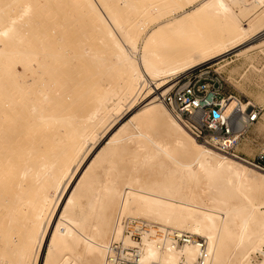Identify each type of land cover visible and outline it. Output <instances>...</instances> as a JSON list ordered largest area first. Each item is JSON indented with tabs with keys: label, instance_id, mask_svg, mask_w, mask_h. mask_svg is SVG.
Returning a JSON list of instances; mask_svg holds the SVG:
<instances>
[{
	"label": "rangeland",
	"instance_id": "374dc122",
	"mask_svg": "<svg viewBox=\"0 0 264 264\" xmlns=\"http://www.w3.org/2000/svg\"><path fill=\"white\" fill-rule=\"evenodd\" d=\"M96 1L99 2V0ZM28 2L34 9L29 14L24 15L22 13L23 6ZM79 2L78 0H0V81L3 80V73L6 71L3 67L6 68L11 64L16 68H21L15 56L19 49L31 48L39 44L47 52L46 49L53 50L55 47V35L62 34L63 38L68 36L66 40H68L69 45H66L60 58L53 61L52 64L56 68L70 67L74 77L70 74L72 79L69 78L67 81L72 82L60 87L64 90H61V93L66 91V94H62L60 100H55V107L51 106L49 114L54 113L53 120L51 117L49 125H37L34 134L30 137L34 144L33 156L30 155L31 159L34 157L33 161H36L40 154L46 152L53 160L60 158L62 156L61 150L63 147H69L68 142H70L71 134H76L77 127L86 122L89 114L101 107V102L109 104L107 98L115 96L121 91L120 76L123 72L122 67H110L116 58L114 51L112 52L114 48L109 45L108 41V44L104 43L106 38L102 37V32L95 30L96 27L92 28L94 27L92 23L95 25V22L91 21L93 19L89 15L90 13H87V16L84 15L88 9L83 8L82 2ZM249 2L247 1V3ZM100 3L98 4L99 7H101ZM104 3L108 7L111 5V9L114 7L120 9L123 5L119 14L115 9L113 11L115 10L117 16L123 18L124 23L129 28L131 26L132 31L135 33H142L146 26L148 29L149 25V28L154 27L153 23L156 20L149 17V14L152 12L150 15H154V13L161 12L157 4L161 3L163 5L162 0H104L103 6ZM154 6L155 8H153ZM165 7L167 8V5ZM165 7L164 9H166ZM191 8L193 7L187 4L186 9ZM150 9L151 11L148 14ZM155 9H158L157 12H154ZM154 17L156 16L154 15ZM240 19L245 23L249 21V17H240ZM9 25H13L12 29L5 36L2 31ZM223 28L224 24L221 21L212 20L198 24V27L194 30L196 32L193 31L191 35L181 33L180 35L174 34L171 36L168 31L170 35L168 33L162 35L163 38L160 37L161 40L156 45V49H159L160 54H166L169 49L177 51L178 47L181 51L191 46L189 43L202 40L200 36L202 33L212 36H225L221 32ZM116 32L117 36L123 40V34L120 35L121 32L119 31V33L118 30ZM95 33L100 34L97 36ZM261 34L257 35L256 39L252 38L249 40L250 42L247 41L248 43L246 42L242 46L243 48L234 49L233 52L230 51L194 68L205 67L211 70L212 73H220L226 81L225 94H232L240 98L243 104L249 102L263 108L259 121L248 129L239 144L233 149L236 156L221 152L213 146L201 144V142L197 143L226 156L235 158L238 156L240 158L237 159L238 161L253 169V174L257 175L258 178L251 175H233L235 184H238L236 185V193L245 197H250L252 194H264V184H262V178L264 177V44H261L264 43V33ZM224 39L228 40L230 36ZM102 41L110 48H105ZM79 42L84 50H82L83 47H80ZM143 44V39L139 38L137 40L138 51L133 52V57L139 59ZM182 46L183 48H181ZM9 53L12 54L10 58L6 56V54L10 56ZM72 72L70 71V73ZM186 73L182 72L168 77L167 80L173 79V81L163 90L166 88L167 91L171 90ZM153 91L154 86L143 87L142 92L133 102H131V98L117 102L119 104L122 102L117 110L114 109L117 105L110 106L108 111L106 109L95 123L89 125L87 135L83 138L84 140H82L79 150L74 154V158L68 156V158L65 156L63 158L62 156L61 161L57 162L58 169L69 164L68 173L65 174V177H59L57 189L50 185L53 183L52 181L46 180V183L45 179H42L46 183V187L51 186H48L50 190L47 189V194L53 195L54 193V196L50 206L43 214V222L40 226L42 232L47 223L52 226V229L50 227L51 231L56 225H59V230L57 233L55 232L54 239H56V243L52 248H50V234L47 235L49 239L47 238L46 244L40 251L38 264L47 263L48 253L51 254V257L47 264H63L66 260L72 262L71 264H98L100 238L105 232L108 245L115 224L118 223L119 219L122 221L125 216L146 219L155 226L151 227L150 230H155L159 226L161 228L180 229L186 231V233L194 234L188 229L175 227L162 220L135 213L138 202L144 200L146 196L143 190L150 178H175L180 182L181 188L187 182L185 178L186 171H191L194 173V180L190 187L185 189L188 193L189 208L197 216L215 215L220 212L219 205H222L225 199L224 195L219 194L220 189L209 182L211 176L207 168L209 164L204 163L201 166L198 163L196 160L197 150L194 145L182 140L172 141L164 133L168 126L166 118H173L195 141L193 136L169 108L159 100L160 98L158 99V94L155 95L156 102L152 105L163 104L169 112L168 115H159L156 118H149L144 115L150 107L149 105L144 107L150 101L147 96ZM130 108H132L131 111H128ZM137 111L140 112L135 115ZM115 117L117 118L115 119ZM132 119L133 122H130ZM96 122H99V124ZM91 126L94 128H91ZM146 132H148V135ZM59 137H64V139L61 141ZM67 139L68 141H66ZM149 140L153 142L161 141L167 152H163L162 147L151 143ZM23 141L21 151L28 154L29 141L25 137ZM52 141L58 145H54ZM88 149L91 151H88ZM68 152H70L69 149ZM185 153H188L189 156L186 157ZM72 158L73 160H71ZM181 162L190 165L185 167L181 165ZM57 168L54 169V177L60 174ZM197 184H201L203 190H201L200 197L194 199L193 193ZM128 197H131L134 202L130 207L125 206ZM69 198L72 199L71 202ZM7 199L9 203L0 209V223L3 222L6 226V228H0V251L5 252L4 255H0V264H32L30 255H24L23 250H21V244L18 243L16 247L12 248L18 241L15 231L18 230L20 225L16 226L15 222L9 224V211L12 208L8 205L14 199L12 193H8ZM37 210L40 211L39 208ZM194 235L206 239L209 244L210 240L205 234ZM37 247V245L33 247L34 251L37 250ZM180 247H183V245ZM262 249L264 250V245ZM233 253L234 250L228 253L226 259L229 260ZM248 253L244 259H249L251 264H258L263 261L260 252L250 250ZM241 264L243 263L241 262Z\"/></svg>",
	"mask_w": 264,
	"mask_h": 264
},
{
	"label": "bare ground",
	"instance_id": "6f19581e",
	"mask_svg": "<svg viewBox=\"0 0 264 264\" xmlns=\"http://www.w3.org/2000/svg\"><path fill=\"white\" fill-rule=\"evenodd\" d=\"M101 1L81 0L82 3H79H81L83 8L88 9L84 15L87 16V13H90L89 15L93 19L91 20L90 18V20L95 22L96 26L92 23L94 26L92 28L96 27L95 30L102 32V37L104 36L106 38L104 40L106 42L102 41V43L108 44L109 42V45L114 48V50L112 48L111 50L112 52L114 51L113 53L116 58L110 67H122L123 72L120 76L121 91L119 94L107 98L109 104L101 102V107L98 110L91 111L92 113L88 115V118L86 115V122L84 121L85 123L77 127L75 135L71 134L70 142H68L69 145L67 143L69 147H63L61 150L63 158L64 156H68L69 158L75 156L74 154L79 150L80 144L84 140L83 138L87 135V129L90 128L89 125L95 123L106 109L108 111L110 106L117 105L114 108L117 110L118 106L122 103L119 104L117 102L124 101L127 98H131V102H133L140 95L143 87L154 86V91L147 96L150 98V101L144 107L148 105L150 107L144 115H147L149 118L168 115L169 112L163 104L158 103L152 105V103L156 102L155 95L158 94L159 96L161 93L167 91V88L164 90L163 88L167 87L173 81V79L167 80L168 77L182 72L186 73L234 49L243 48L242 46L247 41L250 42L249 40L252 38L254 39L257 35L264 33V0H169V2L168 0H162L163 5L161 3L159 4L162 7L157 4L159 9H161L160 14L157 12L158 9L154 10V12H157L154 13L156 17L153 14V16L150 15L152 13H150L151 9L148 12V14L150 13L149 17H153L156 20L153 23L154 27L149 28V25L147 29L146 26L142 33L133 32L131 26L129 28L124 23L123 18L117 16L115 10L119 14L123 5H121L120 9L117 8L119 11L112 6L115 9L113 11L110 8L111 5L108 7L104 3L103 6L102 3L104 0ZM247 1L250 2L247 3ZM99 3L101 7H99ZM187 4L193 8L186 9ZM32 9L34 8L28 2V4L26 3L23 6L22 13L24 15L29 14L30 11H33ZM240 17H249V21L247 23L242 22ZM212 20H219L224 24L221 32L225 36H212L202 33L200 34L202 40L189 43L191 46L188 48L184 46L186 48L184 50L180 51L179 47L177 51L166 48L171 51L168 50V52L165 51L166 54H160L158 52L159 49H156V45L161 40L160 37L168 33V31L171 36L174 34L180 35L181 33L191 35L198 27V24ZM12 26L9 25V27L2 31L5 36L8 35ZM116 30L121 32L120 35L123 34L124 39H122L124 41L117 36ZM95 34L98 36L100 33ZM227 36H230V39H224ZM66 38L68 39V36H64L63 38L62 34L55 35L54 49H46L50 52L44 51L45 49H42L39 44L31 48L19 49L15 56L21 68H16L11 64L6 66V68L3 67L6 71L4 72L3 70L4 78L0 81V209L9 203L7 199L8 193H12L14 199L8 205L12 208L9 211V224L15 222L17 224L16 226L20 225L18 230L16 229L15 231L18 241L12 248L16 247L18 243L19 245L21 244V250H23L24 255H30L32 264H38L39 255H41L40 251L46 244L47 235L50 234V248L56 243V239L54 238L56 235L55 232L57 233L59 230V225H56L51 231L52 226L49 225L50 223H47L43 232L40 225L43 222V214L48 206H50L54 196V193L53 195L47 194V189L50 190L48 186L52 185L57 189L59 179L63 176L65 177L69 169V164L67 165L64 162L66 159L63 161L66 165H63L59 169L57 168V162L61 161V154H59L61 156L60 158L53 160L46 152L40 154L37 160L33 161L34 157L31 159V156L34 153V144L30 139L37 125H49L51 117L53 120L54 113L49 114L51 106L56 104L54 103L56 102L55 100H60L62 94H66V91L61 93L62 89L60 87L66 83L70 84L72 81L69 82L67 80L74 77L70 67L56 68L52 64L53 61L60 58L62 50L65 49L66 45H69ZM139 38L143 39L144 44L141 56L138 59L135 56L133 57V52L136 53V50L138 51L137 40ZM104 43L103 46L105 48L109 46H106ZM80 47H83L82 44ZM82 50H84V47ZM9 55L6 54L8 58L12 54L9 53ZM236 105L235 100L231 101L228 106V111L235 110ZM242 106L246 107V104H242ZM131 109L128 111H131ZM139 112L137 111L135 115ZM130 122H133V119ZM166 123L168 126L164 133L172 141L182 140L194 145L197 150L196 160L198 163L201 166L204 163L209 164L210 167H207L208 172L211 173L209 182L220 189L219 194L224 195L225 202L219 205L221 213L218 212L215 215L205 214L203 216L194 215L193 211L189 208L188 193L185 191L194 180V173L186 171L185 178L187 182L181 188L180 182L175 180V178H150L143 190L146 196L144 200L138 202L135 213L148 218L162 220L175 227L188 229L194 234L203 233L208 236L210 240L208 245L209 255L203 264H241V262L243 264H251L249 259H244L250 250L260 252L263 261H260L258 264H264V250L262 249L264 245V194H252L250 197L240 195L236 193V185L238 184H235L233 180V175H251L256 178L258 176L253 174L252 168L246 167L237 160L240 158L226 156L206 146L197 144L199 142H195L196 140L194 141L173 118H166ZM94 127L91 126V128ZM146 134L148 135V132ZM24 137L29 141L27 148V152L29 151L28 154L25 151V154L21 151ZM59 138L61 141L64 139V137ZM149 141L162 147L163 152H167L166 147L162 145L161 141ZM52 143L51 145L54 144ZM54 145L58 144L55 143ZM68 149L70 152H68ZM185 156L188 157L189 154L185 153ZM70 164L72 165V163ZM181 165L187 167L190 164L181 162ZM55 168L60 171V174L54 177L53 173ZM35 178L36 180L34 181ZM42 179H45L44 181H52L53 183H48L50 185L46 187L47 181L45 183ZM262 181V184H264V177ZM201 190H203L201 184H197L193 193L194 199L200 197ZM3 196L4 198L2 199ZM69 199L71 202L72 199ZM133 203L131 197H128L125 206L130 207ZM38 208L40 211L37 210ZM116 225H119V221ZM3 227L6 228L5 223L1 222L0 228ZM161 230L165 232L164 238L157 237L156 230L154 229L146 231L143 237L142 264H180L182 259L188 264H194L200 251L199 248L191 245L183 247H180L182 245L174 246L172 237L168 236L172 233L170 231L172 229L161 228ZM114 232L115 230L112 232V237L115 234ZM116 232L118 236L121 235L120 229ZM36 245L38 247L34 251L33 247ZM106 249L107 241L104 232V235L98 243V251L100 253L97 257L98 264H104ZM232 250H234V253L227 260V254ZM4 253L0 251V255H4ZM50 257L51 254L48 253L47 263L50 261ZM253 258L256 259L255 257ZM71 263L66 260L63 264Z\"/></svg>",
	"mask_w": 264,
	"mask_h": 264
},
{
	"label": "built area",
	"instance_id": "2783aa9c",
	"mask_svg": "<svg viewBox=\"0 0 264 264\" xmlns=\"http://www.w3.org/2000/svg\"><path fill=\"white\" fill-rule=\"evenodd\" d=\"M225 79L220 73H212L207 68L189 71L167 92L159 95L174 116L188 130L193 138L213 146L221 152L233 153V149L250 127L262 116L263 108L246 103L232 95L225 94ZM236 101V109L228 111L231 101ZM238 157V156H237ZM114 226L115 234L106 249L105 264H142L143 237L153 226L146 219L125 216L122 223ZM155 227V226H153ZM118 229L121 235L118 236ZM166 229V228H164ZM157 237L165 236L161 227L155 229ZM168 236L174 246H196L199 248L194 264H203L209 255L206 239L178 229L170 230ZM180 264H188L183 259Z\"/></svg>",
	"mask_w": 264,
	"mask_h": 264
},
{
	"label": "snow or ice",
	"instance_id": "6c2138e0",
	"mask_svg": "<svg viewBox=\"0 0 264 264\" xmlns=\"http://www.w3.org/2000/svg\"><path fill=\"white\" fill-rule=\"evenodd\" d=\"M30 10V9H29Z\"/></svg>",
	"mask_w": 264,
	"mask_h": 264
}]
</instances>
